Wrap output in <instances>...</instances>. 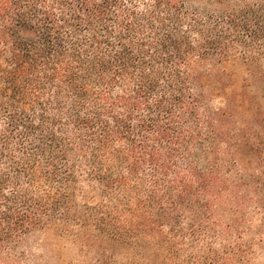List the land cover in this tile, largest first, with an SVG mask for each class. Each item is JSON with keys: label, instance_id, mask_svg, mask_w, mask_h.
Returning <instances> with one entry per match:
<instances>
[{"label": "trees", "instance_id": "16d2710c", "mask_svg": "<svg viewBox=\"0 0 264 264\" xmlns=\"http://www.w3.org/2000/svg\"><path fill=\"white\" fill-rule=\"evenodd\" d=\"M36 233L264 255V0H0V264H41Z\"/></svg>", "mask_w": 264, "mask_h": 264}, {"label": "rangeland", "instance_id": "374dc122", "mask_svg": "<svg viewBox=\"0 0 264 264\" xmlns=\"http://www.w3.org/2000/svg\"><path fill=\"white\" fill-rule=\"evenodd\" d=\"M24 246L32 258L36 257L41 264H45V261H49L51 264H81L82 262L95 264L91 260L90 253L85 251L86 248H82L71 237L36 233L24 242ZM248 264H264V255L259 256L255 263L248 262Z\"/></svg>", "mask_w": 264, "mask_h": 264}]
</instances>
